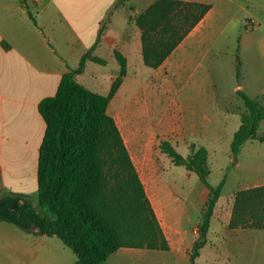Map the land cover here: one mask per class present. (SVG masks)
Instances as JSON below:
<instances>
[{"label": "trees", "instance_id": "obj_1", "mask_svg": "<svg viewBox=\"0 0 264 264\" xmlns=\"http://www.w3.org/2000/svg\"><path fill=\"white\" fill-rule=\"evenodd\" d=\"M209 7L199 2L155 0L137 15L134 21L142 29L144 64L160 65ZM113 53L119 71L106 94L77 79L87 58L105 63L88 51L76 69L61 76L55 94L38 103L46 126L38 151L37 194L40 206L51 215L36 211L23 193L0 197V220L26 232L58 237L75 253V264H103L120 247L169 248L119 127L107 110L126 74L125 56L118 50ZM237 93L247 113L241 116L230 143L233 156L245 141L259 138L258 124L264 119V106L256 98L239 89ZM160 149L176 165L195 171L209 189L199 237L189 253L193 261L205 243L224 179L216 186L207 181L203 146L191 145L186 157L168 140L160 143ZM228 227L264 229V184L235 192Z\"/></svg>", "mask_w": 264, "mask_h": 264}, {"label": "rangeland", "instance_id": "obj_2", "mask_svg": "<svg viewBox=\"0 0 264 264\" xmlns=\"http://www.w3.org/2000/svg\"><path fill=\"white\" fill-rule=\"evenodd\" d=\"M245 22L246 29L243 27ZM216 27L221 31L216 32L214 43L198 57V49L190 48L194 60L186 62L179 72L149 80L152 69L138 66L135 76L127 79L122 89L125 104L132 102L134 91L137 93L134 97L136 112H124L120 106L110 107L109 114L115 118L131 154L134 155L133 143L145 145L153 171L152 176L143 177L144 188L167 241L177 244V248L171 250L152 249L133 256L124 255L117 264H264V229L227 226L233 194L254 183H264V119L259 122L256 132L262 140L243 143L236 156L230 155L229 145L241 116L247 113L237 90L256 98L264 106V1L246 10L237 4L225 7L222 15L216 18ZM79 81L102 94L108 92L111 84L110 79H99L94 84L87 74L79 77ZM180 87L212 91V96L207 98L211 101L210 108L196 115L202 125L189 139L212 150L206 158L209 184L216 186L225 180L205 235V244L193 261L189 253L199 237L209 189L195 171L188 170L184 164L176 165L160 149V143L174 134L164 125L172 99L166 92ZM189 148L191 146L183 140L175 147L184 157ZM24 163L8 160L7 176L11 179L12 189L22 191L36 211L50 216L38 202L35 176L27 174L28 163ZM18 174L22 175L19 179ZM8 193V189L0 190V196ZM45 240H54L66 255L75 256L58 237H46Z\"/></svg>", "mask_w": 264, "mask_h": 264}, {"label": "crops", "instance_id": "obj_3", "mask_svg": "<svg viewBox=\"0 0 264 264\" xmlns=\"http://www.w3.org/2000/svg\"><path fill=\"white\" fill-rule=\"evenodd\" d=\"M154 1L0 0V190L22 193L19 189H12L11 179L7 176L8 160L27 162L29 170L26 173L34 175L37 183L38 151L46 126L38 111V103L43 97L55 94L61 76L76 69L86 52L90 51L92 56L105 60L104 64H100L87 58L83 71L77 75L78 81L79 77L89 75L94 84L99 79H110L112 82L118 74L119 63L114 50L125 56L126 74L110 99L107 110L109 113L111 105H114L127 113L136 112L134 97L137 93L134 91L132 102L125 104L122 89L125 81L135 76L138 66H146L142 55V29L136 25L134 18ZM182 1L206 3L210 7L160 65L156 68L146 66L152 69L149 80L179 72L181 66L194 60L190 48L198 49L197 57L200 53L204 54V50L214 43L216 32L221 31L216 27V18L222 15L225 7L237 4L246 10L249 6L262 4L264 0ZM245 25L246 22L244 29ZM166 94L172 99L164 125L174 131L168 140L175 147L179 140L196 148L201 147L189 137L202 125L196 115L210 108L211 101L207 98L212 96V91L180 87L171 88ZM121 135L144 182L143 177L152 176L153 171L145 145L133 143V155L122 132ZM203 147L208 158L212 150L205 145ZM190 151L189 148L186 156ZM21 176L18 174L17 178ZM260 184L264 183H254L244 188ZM232 203L233 200L227 215V226ZM46 237L52 239L53 236L26 232L13 223L0 220V264H75L76 255H66L54 240L46 241ZM168 244L167 250L177 248V244L172 245L169 241ZM144 250L150 249L120 247L103 264H117L124 255L133 256Z\"/></svg>", "mask_w": 264, "mask_h": 264}]
</instances>
